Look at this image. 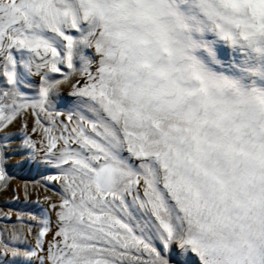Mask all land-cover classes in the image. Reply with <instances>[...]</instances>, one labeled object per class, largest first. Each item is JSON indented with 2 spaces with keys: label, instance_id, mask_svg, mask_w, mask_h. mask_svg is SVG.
<instances>
[{
  "label": "snow or ice",
  "instance_id": "obj_1",
  "mask_svg": "<svg viewBox=\"0 0 264 264\" xmlns=\"http://www.w3.org/2000/svg\"><path fill=\"white\" fill-rule=\"evenodd\" d=\"M91 3L0 0V264H264V0Z\"/></svg>",
  "mask_w": 264,
  "mask_h": 264
},
{
  "label": "clouds",
  "instance_id": "obj_2",
  "mask_svg": "<svg viewBox=\"0 0 264 264\" xmlns=\"http://www.w3.org/2000/svg\"><path fill=\"white\" fill-rule=\"evenodd\" d=\"M95 11L89 16L90 22L98 24V14L103 12L106 13L107 10L111 7V0H92L90 5ZM225 16H228L229 13H224ZM117 46V41L115 37H109L105 41L106 48L115 49ZM104 59L106 64H112L115 61L112 59ZM234 79H238L235 78ZM255 80V83L252 84L250 81ZM243 83L250 89V95L246 100H242L238 95L226 91L222 95L223 101L232 104L241 111L249 112V106L254 105L258 106L262 99H264V80L259 78H249L244 80ZM119 81L118 78L114 81V95L117 99H123L118 91L115 89L118 87ZM239 122V121H238ZM239 134L244 143L247 151L250 155H255L256 147L259 142V139L264 136V115L260 112L249 113V118L241 123Z\"/></svg>",
  "mask_w": 264,
  "mask_h": 264
},
{
  "label": "rangeland",
  "instance_id": "obj_3",
  "mask_svg": "<svg viewBox=\"0 0 264 264\" xmlns=\"http://www.w3.org/2000/svg\"><path fill=\"white\" fill-rule=\"evenodd\" d=\"M67 89H65L66 91ZM41 176L36 174L34 171L28 170L27 168L18 169L15 174L11 177L10 187H16V195L21 201H23L24 196L21 191V186L24 182L36 183L37 187L35 190H32L31 186L29 188V200H35L36 197L43 196L48 192L49 185H44L41 182ZM50 194V193H49ZM13 193L10 190L0 189V212L12 211L13 217H15V205L12 199ZM55 199V197H53ZM0 226H7L5 222L0 221Z\"/></svg>",
  "mask_w": 264,
  "mask_h": 264
}]
</instances>
